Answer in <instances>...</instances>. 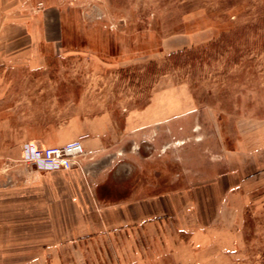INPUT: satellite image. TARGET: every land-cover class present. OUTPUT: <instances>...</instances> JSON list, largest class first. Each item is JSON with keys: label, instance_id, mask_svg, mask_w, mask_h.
I'll list each match as a JSON object with an SVG mask.
<instances>
[{"label": "rangeland", "instance_id": "obj_1", "mask_svg": "<svg viewBox=\"0 0 264 264\" xmlns=\"http://www.w3.org/2000/svg\"><path fill=\"white\" fill-rule=\"evenodd\" d=\"M48 6L64 14L61 49L0 68V142L18 165L20 144L77 141L97 116L138 140L147 106L177 113L147 181L177 190L176 221L51 239L55 264H264V186L232 194L220 215L202 196L224 154L264 145V0H0V30Z\"/></svg>", "mask_w": 264, "mask_h": 264}, {"label": "crops", "instance_id": "obj_2", "mask_svg": "<svg viewBox=\"0 0 264 264\" xmlns=\"http://www.w3.org/2000/svg\"><path fill=\"white\" fill-rule=\"evenodd\" d=\"M64 33V14L58 7L48 6L15 19L10 16L0 30V68L8 61L45 60L61 49ZM170 103H153L137 113L152 128L144 130L138 140L124 138L125 130H117L109 116H97L90 130L79 136L85 154L82 166L35 179L0 142V264H55L60 261L56 257L59 250H50L51 239L64 242L68 238L71 243L81 236L158 223L163 218L176 221L177 190L152 193L147 183L148 165L155 155L160 157L161 124L177 114ZM126 118L127 129L135 130L131 127L134 117ZM263 162L264 145L258 142L223 155L221 171L202 195L217 215L232 194L241 196L264 186ZM67 216H72L71 222Z\"/></svg>", "mask_w": 264, "mask_h": 264}, {"label": "built area", "instance_id": "obj_3", "mask_svg": "<svg viewBox=\"0 0 264 264\" xmlns=\"http://www.w3.org/2000/svg\"><path fill=\"white\" fill-rule=\"evenodd\" d=\"M84 154L81 139L61 147H40L34 142L20 146V163L40 173L66 171Z\"/></svg>", "mask_w": 264, "mask_h": 264}]
</instances>
